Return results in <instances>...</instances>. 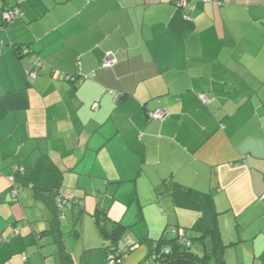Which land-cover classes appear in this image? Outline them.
<instances>
[{
	"label": "crops",
	"instance_id": "obj_1",
	"mask_svg": "<svg viewBox=\"0 0 264 264\" xmlns=\"http://www.w3.org/2000/svg\"><path fill=\"white\" fill-rule=\"evenodd\" d=\"M180 1L0 0V264H264V0Z\"/></svg>",
	"mask_w": 264,
	"mask_h": 264
},
{
	"label": "trees",
	"instance_id": "obj_2",
	"mask_svg": "<svg viewBox=\"0 0 264 264\" xmlns=\"http://www.w3.org/2000/svg\"><path fill=\"white\" fill-rule=\"evenodd\" d=\"M97 224L103 238L105 240H109L107 250L110 251L111 247L117 246V242L120 238L121 227L114 226V228L110 231L106 227L105 219L102 217L99 218ZM216 233L215 229L204 233V236L207 234L212 235V248L210 251L206 250V253L203 256H200L192 251V244L194 243L193 238H189L192 242L190 246H184L177 243L176 236H173L171 239L167 237L162 238L152 246L151 255L153 257V261L147 260L142 264H222V245H220L218 238L215 235ZM165 249H169L170 252L166 254ZM115 254H117V250H115ZM118 257L120 258L121 255Z\"/></svg>",
	"mask_w": 264,
	"mask_h": 264
},
{
	"label": "built area",
	"instance_id": "obj_3",
	"mask_svg": "<svg viewBox=\"0 0 264 264\" xmlns=\"http://www.w3.org/2000/svg\"><path fill=\"white\" fill-rule=\"evenodd\" d=\"M189 0H181L180 5L181 7L185 8L188 6ZM20 15L19 10H9L4 12V20L7 23L12 22L17 16ZM117 59L116 56L113 53H107L105 56V59L102 63V67L104 69H112L114 65L116 64ZM43 64L41 62H37V66L41 67ZM29 75L34 76V73H28ZM120 96H117L119 98ZM200 100L204 105H210L213 101L208 99L205 95H200ZM147 116L150 120L159 121L164 120L168 117V113L164 109H157L155 111H150L147 113ZM21 189L18 185L13 186L12 194L14 196L17 195L18 191ZM264 199V196H263ZM65 201H62V199H59L58 201V209L59 210H65ZM173 236H176L177 243H180L184 246H190L192 244L191 240L186 236V234L183 231H173ZM138 245H134L133 248H137ZM115 250H117V254H115ZM170 252L169 249H165V253L168 254ZM127 251H120L116 247L110 248V257H109V264H123V258L125 257ZM121 255L119 258L118 256ZM148 264V263H147Z\"/></svg>",
	"mask_w": 264,
	"mask_h": 264
},
{
	"label": "rangeland",
	"instance_id": "obj_4",
	"mask_svg": "<svg viewBox=\"0 0 264 264\" xmlns=\"http://www.w3.org/2000/svg\"><path fill=\"white\" fill-rule=\"evenodd\" d=\"M192 248L194 251L196 250V252H199V253L202 252V249L200 248V246L197 242L193 244Z\"/></svg>",
	"mask_w": 264,
	"mask_h": 264
}]
</instances>
